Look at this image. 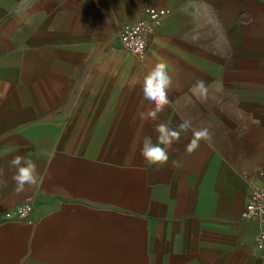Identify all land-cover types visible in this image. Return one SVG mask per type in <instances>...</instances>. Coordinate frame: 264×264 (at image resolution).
<instances>
[{
  "label": "crops",
  "instance_id": "crops-1",
  "mask_svg": "<svg viewBox=\"0 0 264 264\" xmlns=\"http://www.w3.org/2000/svg\"><path fill=\"white\" fill-rule=\"evenodd\" d=\"M148 7L167 14L136 57L117 32ZM160 62L170 104L145 122L133 81ZM182 118L211 139L147 167L144 137ZM17 155L40 178L20 192ZM0 169V264H264L242 217L264 180V0H0Z\"/></svg>",
  "mask_w": 264,
  "mask_h": 264
},
{
  "label": "clouds",
  "instance_id": "clouds-1",
  "mask_svg": "<svg viewBox=\"0 0 264 264\" xmlns=\"http://www.w3.org/2000/svg\"><path fill=\"white\" fill-rule=\"evenodd\" d=\"M133 84H140L143 99L151 105L146 113L140 114L141 120L156 121L170 104L168 92L172 86V78L168 65L164 62L155 64L143 76L142 82L134 80ZM208 88L205 81L198 80L192 86L191 92L197 98L204 100L207 98ZM253 122L259 123L258 121ZM154 130L157 134L156 142L154 143L151 137H144L140 147L142 159L149 168L163 167L168 163V151L173 143L179 142L182 133L187 134L189 131L192 133V139L186 146L189 153L197 150L201 141L207 142L211 139V134L206 127L196 128L193 126V121L187 118H182L176 128L170 127L166 122H161L155 125ZM10 167L16 170L12 180L17 192L23 191L26 185L32 187L39 183L37 165L32 159L17 155L10 161ZM3 174V169H0V176Z\"/></svg>",
  "mask_w": 264,
  "mask_h": 264
},
{
  "label": "built area",
  "instance_id": "built-area-1",
  "mask_svg": "<svg viewBox=\"0 0 264 264\" xmlns=\"http://www.w3.org/2000/svg\"><path fill=\"white\" fill-rule=\"evenodd\" d=\"M167 14V10L161 7H148L143 12V17L137 23L125 25L117 32L121 48L136 56L141 57L147 49L148 40L154 33V27ZM264 171L260 172V176ZM34 201L27 197L15 207V215L24 221L32 213ZM10 215V214H9ZM8 215V216H9ZM242 217L257 223L259 234L255 246L259 251L264 250V180L255 183L245 202Z\"/></svg>",
  "mask_w": 264,
  "mask_h": 264
}]
</instances>
